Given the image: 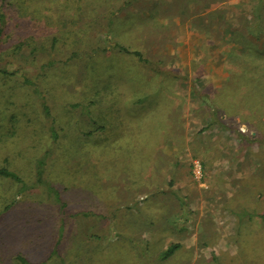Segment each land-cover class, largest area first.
Returning <instances> with one entry per match:
<instances>
[{"label": "rangeland", "instance_id": "obj_1", "mask_svg": "<svg viewBox=\"0 0 264 264\" xmlns=\"http://www.w3.org/2000/svg\"><path fill=\"white\" fill-rule=\"evenodd\" d=\"M0 8V264L264 263V0Z\"/></svg>", "mask_w": 264, "mask_h": 264}, {"label": "trees", "instance_id": "obj_2", "mask_svg": "<svg viewBox=\"0 0 264 264\" xmlns=\"http://www.w3.org/2000/svg\"><path fill=\"white\" fill-rule=\"evenodd\" d=\"M7 28V15L4 11L3 8H0V41L3 40V36L4 33L6 31ZM1 43V42H0ZM118 49L122 50V51H126L129 52V49H127L124 46H118ZM136 55L141 56V54L139 52H135ZM3 60L0 59V74L3 75L4 77H20L23 79L24 83L34 87V90L37 92L38 95H40V91L37 82L30 76V74L23 68L21 67H9L8 64L4 63ZM44 67H46L44 65ZM41 96V95H40ZM42 98V106H43V113L45 115V117L50 121V137L52 142L57 141L59 134L57 132V129L54 126V122H55V118L52 115L51 109L45 99V97L41 96ZM51 150H47L43 153V155L37 160L36 162V183L38 184H45L46 183V179H45V166L47 164V158L50 154ZM0 175L6 178H11L16 180L17 182H22L21 177L11 171L8 168H4L1 167L0 168ZM25 187V185H24ZM50 188V187H49ZM52 189V187L50 188ZM57 193V192H56ZM56 199L59 200V195L58 193L56 194ZM177 247V245L171 246L169 247V249L166 251L165 253V257L170 256L171 254L174 253L175 248Z\"/></svg>", "mask_w": 264, "mask_h": 264}, {"label": "crops", "instance_id": "obj_3", "mask_svg": "<svg viewBox=\"0 0 264 264\" xmlns=\"http://www.w3.org/2000/svg\"><path fill=\"white\" fill-rule=\"evenodd\" d=\"M261 215H262V214H261ZM261 217H262V216H261ZM261 217H259L258 219H261ZM220 230H221V229H220ZM206 231H209V230L206 229ZM221 235H222V236H225V235H226V232H222V231H220V236H221ZM220 239H221V238H220ZM222 239H224V241L227 240V239H225V237L222 238ZM206 243H207L208 245H215V244H212L211 241L209 242V239H208V241H206ZM229 243H231V242H229ZM239 249L247 250V247H242L241 244H240L239 246H236V247H235V250H236V251H238ZM240 251H241V250H240ZM248 255H250L252 261L249 260V263H246V264H264L263 261H261V260H259V259H256L255 256H252V253H250V254H248ZM248 255H247V256H248ZM243 260L246 261L247 259H246V258H243Z\"/></svg>", "mask_w": 264, "mask_h": 264}, {"label": "built area", "instance_id": "obj_4", "mask_svg": "<svg viewBox=\"0 0 264 264\" xmlns=\"http://www.w3.org/2000/svg\"><path fill=\"white\" fill-rule=\"evenodd\" d=\"M193 166H194L195 175L198 177H202L203 176V165H202L201 161H199L197 159L194 160Z\"/></svg>", "mask_w": 264, "mask_h": 264}]
</instances>
